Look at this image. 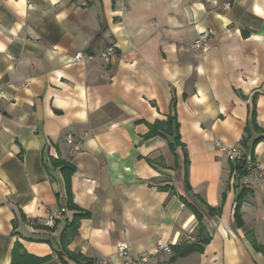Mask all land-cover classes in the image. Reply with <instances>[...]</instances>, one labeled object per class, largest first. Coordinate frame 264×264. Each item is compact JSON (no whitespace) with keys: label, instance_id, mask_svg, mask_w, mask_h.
I'll use <instances>...</instances> for the list:
<instances>
[{"label":"crops","instance_id":"crops-1","mask_svg":"<svg viewBox=\"0 0 264 264\" xmlns=\"http://www.w3.org/2000/svg\"><path fill=\"white\" fill-rule=\"evenodd\" d=\"M261 13L264 0H0V264L203 244L194 209L208 242L155 261L264 264V183L237 182L222 151L246 140L264 171ZM173 112L176 152L147 138Z\"/></svg>","mask_w":264,"mask_h":264},{"label":"built area","instance_id":"built-area-1","mask_svg":"<svg viewBox=\"0 0 264 264\" xmlns=\"http://www.w3.org/2000/svg\"><path fill=\"white\" fill-rule=\"evenodd\" d=\"M202 38L197 40L193 46L195 51L204 50L203 44H202ZM117 55L116 49L114 46H110L106 49V52L103 54V57L106 60H110L112 57H115ZM84 58V55L82 53H78L76 55L77 60H82ZM68 142L72 145L73 148V154H78L82 150V144L81 143H75L72 136L67 137ZM222 151L226 153L227 158L233 162L238 163L241 162L244 158V151L239 146H224L222 147ZM247 168L250 171V174L248 176L254 175L257 177V179L264 183V171L261 170V168L257 165V163L253 162L251 157H247ZM247 176V177H248ZM246 178V177H245ZM64 208H59L47 216V218L44 220V225L46 228L53 229L56 227L57 222L60 221L65 214ZM187 241L194 242L195 237L191 233L187 237ZM117 251L119 257L122 258V262L118 264H161L157 261H155V258L158 257L161 254H168L171 255L173 253L172 245L159 241L154 249L151 251H145L137 255H133L131 253L130 246L125 243L121 242L117 245ZM95 264H111L108 260L98 261L95 262Z\"/></svg>","mask_w":264,"mask_h":264},{"label":"trees","instance_id":"trees-1","mask_svg":"<svg viewBox=\"0 0 264 264\" xmlns=\"http://www.w3.org/2000/svg\"><path fill=\"white\" fill-rule=\"evenodd\" d=\"M174 105V104H173ZM174 106H173V111H174ZM157 135H161L165 138H171L172 141L170 142V148L173 152H176V149L178 148V146H181V142H180V134H179V124L177 122V117L176 114L173 112V114L170 116L168 122L166 124L162 123V122H157L155 125L150 127V132L147 136V138L153 137V136H157ZM246 140L243 141V147H241L244 151V158L241 162L238 163H233L232 164V175L235 176V180L237 182H240L242 179H244L245 177H247L250 174V171L247 168V157L250 156L252 161L255 163V158L252 155H248V153L246 152V149L244 148V146L246 145ZM56 164V163H55ZM238 186V184H236ZM240 205H241V201H239L238 203V207L236 209V219L239 225L242 224V220H241V216H240ZM196 216L199 220L200 223V232H201V236L204 238V242H202L203 244L207 243L208 240L206 239V236H204V226L202 225L203 222V216L196 210L194 209ZM208 212L210 215L216 216L220 213V209L219 208H208ZM203 244H201V242L199 244H189L183 247H178V246H173L172 249L173 251L176 253V255L179 256H183L186 257L190 254H193L195 252H199L202 250L203 248ZM60 260L62 262V264H95L94 261L89 260L87 258H85L83 255L81 254H77V253H71L69 251H67L66 249H63V252L60 253Z\"/></svg>","mask_w":264,"mask_h":264},{"label":"clouds","instance_id":"clouds-1","mask_svg":"<svg viewBox=\"0 0 264 264\" xmlns=\"http://www.w3.org/2000/svg\"><path fill=\"white\" fill-rule=\"evenodd\" d=\"M257 12H261V9L258 8V9H257ZM261 14H264V13H261Z\"/></svg>","mask_w":264,"mask_h":264}]
</instances>
